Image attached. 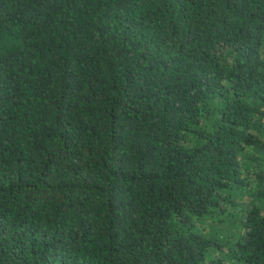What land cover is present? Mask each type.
<instances>
[{
	"label": "trees",
	"instance_id": "1",
	"mask_svg": "<svg viewBox=\"0 0 264 264\" xmlns=\"http://www.w3.org/2000/svg\"><path fill=\"white\" fill-rule=\"evenodd\" d=\"M0 264H264V0H0Z\"/></svg>",
	"mask_w": 264,
	"mask_h": 264
}]
</instances>
